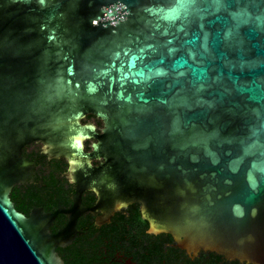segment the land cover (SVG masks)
Returning a JSON list of instances; mask_svg holds the SVG:
<instances>
[{"label":"water","instance_id":"obj_1","mask_svg":"<svg viewBox=\"0 0 264 264\" xmlns=\"http://www.w3.org/2000/svg\"><path fill=\"white\" fill-rule=\"evenodd\" d=\"M35 140L70 180L103 156L109 214L138 202L190 259L264 264V0H0V264H64L9 198Z\"/></svg>","mask_w":264,"mask_h":264},{"label":"flooded vegetation","instance_id":"obj_2","mask_svg":"<svg viewBox=\"0 0 264 264\" xmlns=\"http://www.w3.org/2000/svg\"><path fill=\"white\" fill-rule=\"evenodd\" d=\"M144 4L142 2L136 9L142 11ZM119 7H122V4L114 6L109 2L96 6L95 9L106 12L115 9L119 12ZM102 16L99 21L105 20L106 14L103 13ZM92 24L96 25L97 21H93ZM85 122L95 126V135L101 134L104 124L100 119L93 114H87L82 123ZM97 143L98 140L94 137L86 140L84 153L92 155V144ZM23 152V158L33 163L32 176L24 182L14 184L9 198L15 209L22 210L16 211L26 218H31L36 211L50 218L48 233L65 237L66 242L55 248L56 254L64 264L65 258L75 259L73 257L75 249L85 254V264H123L115 258H118L125 249L144 252L145 249H152L157 245L161 246L163 252H173V249L184 252L175 246L170 235L148 233L149 225L142 219L141 205L138 202H131L109 214L106 205L101 204L100 195L109 190L111 181L104 168L106 160L103 156L96 154V157H91L92 169L81 171L70 180L67 176L69 167L67 159L63 156L49 157L43 154L40 140L28 144ZM33 177L36 180L29 183ZM31 185L36 193L35 204L29 203L30 200L27 198ZM24 210H28L27 213ZM201 253L210 254L200 252L195 258ZM80 264H84V261Z\"/></svg>","mask_w":264,"mask_h":264},{"label":"trees","instance_id":"obj_3","mask_svg":"<svg viewBox=\"0 0 264 264\" xmlns=\"http://www.w3.org/2000/svg\"><path fill=\"white\" fill-rule=\"evenodd\" d=\"M25 145L23 149L26 147ZM22 149V156H23ZM41 172V171H40ZM35 181L36 178L33 177L28 182L31 183ZM35 190L31 185L28 191L27 198L30 200L29 203L35 204ZM22 211L20 208H16V210ZM28 210H24L27 213ZM122 254L118 256L121 263L126 264L130 262L131 264H240L237 261H226L223 257L215 255V254H205L201 253L198 258L190 259L184 252H179L177 249H173V252H163L161 246L152 247V249H145L144 252H134L131 249H125L121 252ZM74 260H68L65 258V264H80L84 261L86 263V256L80 250L75 249L73 253ZM113 259V257H112ZM117 260V258H115ZM100 264V263H99Z\"/></svg>","mask_w":264,"mask_h":264},{"label":"clouds","instance_id":"obj_4","mask_svg":"<svg viewBox=\"0 0 264 264\" xmlns=\"http://www.w3.org/2000/svg\"><path fill=\"white\" fill-rule=\"evenodd\" d=\"M184 5V0H180V6H183ZM174 7H176V6H174ZM165 11H171V9H165ZM164 19H170V17H168V16H164L163 17Z\"/></svg>","mask_w":264,"mask_h":264},{"label":"rangeland","instance_id":"obj_5","mask_svg":"<svg viewBox=\"0 0 264 264\" xmlns=\"http://www.w3.org/2000/svg\"><path fill=\"white\" fill-rule=\"evenodd\" d=\"M83 120H84V119H82V121H83ZM85 123H86V122H85ZM88 123H90V122H88ZM119 260H120V259H119V258H117V261H118V262H119Z\"/></svg>","mask_w":264,"mask_h":264}]
</instances>
